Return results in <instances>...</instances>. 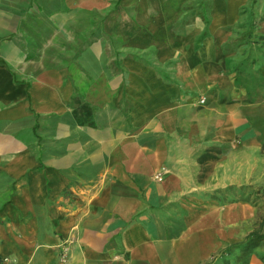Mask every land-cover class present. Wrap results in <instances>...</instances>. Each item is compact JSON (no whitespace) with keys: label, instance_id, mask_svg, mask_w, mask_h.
Segmentation results:
<instances>
[{"label":"crops","instance_id":"obj_1","mask_svg":"<svg viewBox=\"0 0 264 264\" xmlns=\"http://www.w3.org/2000/svg\"><path fill=\"white\" fill-rule=\"evenodd\" d=\"M252 2L0 0V264H212L242 238L224 191L264 102L222 55Z\"/></svg>","mask_w":264,"mask_h":264},{"label":"rangeland","instance_id":"obj_2","mask_svg":"<svg viewBox=\"0 0 264 264\" xmlns=\"http://www.w3.org/2000/svg\"><path fill=\"white\" fill-rule=\"evenodd\" d=\"M244 12L242 22L231 31L222 58L226 85L244 89L242 101L252 105L264 102V34L255 28L264 19V0H253ZM254 134L249 140L248 187L224 191L233 200L247 197L253 216L243 224L242 238L215 254L212 264H248L252 260L264 264V228L261 238L251 236L264 219V131Z\"/></svg>","mask_w":264,"mask_h":264},{"label":"trees","instance_id":"obj_3","mask_svg":"<svg viewBox=\"0 0 264 264\" xmlns=\"http://www.w3.org/2000/svg\"><path fill=\"white\" fill-rule=\"evenodd\" d=\"M264 228V219L259 223L258 228L255 229L252 233L251 236L256 238H261L262 234L260 233L261 230Z\"/></svg>","mask_w":264,"mask_h":264}]
</instances>
